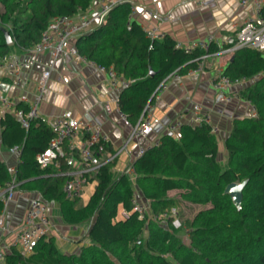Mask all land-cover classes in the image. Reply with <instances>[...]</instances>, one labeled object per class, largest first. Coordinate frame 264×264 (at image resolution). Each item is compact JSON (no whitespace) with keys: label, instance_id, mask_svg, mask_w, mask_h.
<instances>
[{"label":"trees","instance_id":"1","mask_svg":"<svg viewBox=\"0 0 264 264\" xmlns=\"http://www.w3.org/2000/svg\"><path fill=\"white\" fill-rule=\"evenodd\" d=\"M93 1L0 0V57L9 55L13 46L30 49L51 19L86 12ZM130 7L124 2L111 8L93 29L77 37L75 47L80 57L111 67L120 79L130 81L120 92L117 106L134 124L159 82L175 69L185 75L196 68L191 60L203 52L186 53L168 35L149 42L141 26L129 18ZM5 33L11 44L6 43ZM217 49L211 45L208 51ZM223 74L252 80L240 95L256 111L254 118L232 121L224 141V166L217 161L218 144L211 127L183 124L177 135L161 134L159 144L134 161L133 178L123 172L115 175V159L101 166L89 181L95 185L84 205H79L80 198H65L66 177L54 165L40 169L36 164V155L53 137L50 127L35 119L25 130L5 114L0 120L2 143L8 148L21 146L14 167L17 190L56 203L66 225L89 223L85 236L89 244L78 254L67 255L59 251L53 237L41 239L27 257L12 248L4 264H264V54L241 48L232 54ZM105 153L115 152L106 145ZM60 168L66 169L63 164ZM11 178L0 161V189ZM244 180L238 211L223 190ZM171 190L181 191L178 199L167 195ZM137 191L148 201L151 215L179 208L180 202L204 208L178 228L171 219L160 223L147 215L139 220L132 204ZM119 206L126 217L117 218ZM185 234L188 244L181 238Z\"/></svg>","mask_w":264,"mask_h":264},{"label":"crops","instance_id":"2","mask_svg":"<svg viewBox=\"0 0 264 264\" xmlns=\"http://www.w3.org/2000/svg\"><path fill=\"white\" fill-rule=\"evenodd\" d=\"M96 8V0H94L87 11L91 12ZM130 9V19L141 27H158L175 42L187 44L214 35L221 47H226L232 42L239 26L253 13L251 6L245 9L239 8L238 0H135ZM74 44L75 40L69 41L66 50ZM215 52H212L207 59L201 73L189 75L186 73L179 80H168L166 90L153 109V115L160 122L152 136L143 143H148L150 139L164 134L167 125L174 121L180 120L183 124H189L191 104L198 103L209 114L212 124L217 129L214 134L218 144L217 161L220 165H225L224 141L229 135L232 121L250 116L251 106L243 99L225 105L214 102L210 81L214 76L223 73L232 56H219L215 55ZM10 55L30 64V69L22 71L19 80L7 76L5 72H0V95L3 98L16 102L20 96H26L27 106L37 103V110L45 120L68 110L76 119L100 128L108 136V145L114 152L123 146L128 138L129 129L124 126L118 113L117 99L122 88L118 85L111 86L107 76L99 72L92 61L76 60L68 54L54 59L49 53L35 54L29 49L21 50L14 46L11 47ZM46 70L50 71V76L45 88L39 92V76ZM251 81L247 79L241 90ZM105 105L109 106V111L105 110ZM21 106L27 107L26 104ZM5 114L13 117L12 112L1 114L0 103V120ZM2 130L0 125V161L7 167H15L19 162V156L8 153V147L2 143ZM173 134L177 135L178 131ZM130 147L131 144L128 148ZM128 159L129 154L124 150L121 151L112 168L115 175L122 174ZM93 183L95 185V182ZM89 185L92 190L94 185L93 188L92 184ZM180 193L179 190H171L167 195L178 199ZM35 195L36 193L17 190L16 195L7 204L4 226L0 230V243L7 247V252L15 248L13 245L16 232L22 223L29 201ZM136 198L149 207L148 201L138 191ZM87 200H82L79 205H84ZM54 205L58 208L56 203H50L51 210ZM126 216L127 213L119 206L117 218ZM52 223L54 225L52 235L61 253L78 254L81 248L89 244L85 238L89 223L69 226L62 221L64 227ZM181 238L184 243H189L186 234Z\"/></svg>","mask_w":264,"mask_h":264},{"label":"built area","instance_id":"3","mask_svg":"<svg viewBox=\"0 0 264 264\" xmlns=\"http://www.w3.org/2000/svg\"><path fill=\"white\" fill-rule=\"evenodd\" d=\"M135 0H96V9L91 12L78 11L73 16H58L49 21L44 31L41 33L40 39L35 43L29 51L35 54L49 53L52 58L56 59L67 54L76 60L85 59L79 56L75 44L66 50L69 41L77 39L78 36L93 29L101 20V18L114 6L128 2L130 6ZM239 8L245 9L249 6L253 8V13L247 17L237 29L231 45L221 47L220 42L214 35H208L205 38L191 41L187 44L175 42V47L190 53L192 50H200L202 55L194 58L191 62H196L197 66L187 72L189 74H199L203 71L207 59L212 53H209V47L215 45L218 47L215 55L231 56L235 51L241 48H249L264 54V0H238ZM144 37L153 42L161 40L164 33L156 26H142ZM96 65V64H95ZM30 69V64L19 61L12 55L0 57V72H5L7 76L19 80L20 74L24 70ZM96 69L105 74L111 86H120L122 89L130 85V81L120 79L116 72L111 68H105L96 65ZM50 71H43L38 80V90L42 92L49 79ZM181 76L178 69L164 77L156 86L151 99L145 104L138 120L131 124L126 120L124 115L118 109V113L123 120L125 127L129 129L127 140L123 146L114 154H106L105 146L109 143L108 136L98 127L75 118L72 112L64 110L49 120L41 117L37 110V103L27 106V97L22 95L16 102L0 95L1 114L12 112L13 117L19 121L21 127L25 130L29 128V121L41 119L51 129L53 137L48 142L47 148L38 153L35 157L36 164L40 169H45L50 165H54L59 175L66 177L63 185V193L65 198L72 200L80 198L83 187L89 183L101 166L111 163L121 151L129 154L123 173L134 177L133 163L140 158L148 149L159 144V136L146 141L155 131L160 120L153 115L155 104L160 99L162 93L167 88L169 79L179 80ZM247 79L241 77L239 79H231L230 77L220 73L214 76L210 85L214 92V102L216 104H230L235 100H240L241 87ZM38 100V99H37ZM187 100L189 98L187 97ZM249 105L250 103L247 102ZM27 106L25 111L21 106ZM251 106V117H256L255 108ZM105 110L109 111V106L105 105ZM190 125H209L211 132L216 133L217 129L212 124L211 118L202 106L198 103L191 104ZM183 125L182 121L177 120L167 125L165 133H174L179 131ZM131 144V147L129 145ZM21 150L20 145H13L8 148V153L19 156ZM101 155V156H100ZM61 164L66 169L61 171ZM11 174V180L0 189V230L4 226L7 204L17 193L18 184L14 177V167H8ZM133 211L137 214L139 220H144L148 215L154 221L164 223L171 219L174 228L180 227L178 208H171L158 215H151L149 207L138 199L133 198ZM53 223L51 222L50 204L45 202L42 197L36 194L30 201L25 211L22 223L16 232L14 247L18 252L27 257L34 252V248L41 239L48 240L52 237ZM136 244H140L137 240ZM7 247L0 243V264H4V257Z\"/></svg>","mask_w":264,"mask_h":264},{"label":"rangeland","instance_id":"4","mask_svg":"<svg viewBox=\"0 0 264 264\" xmlns=\"http://www.w3.org/2000/svg\"><path fill=\"white\" fill-rule=\"evenodd\" d=\"M175 133V132H174ZM124 170V169H123ZM89 184H92V188L94 183H88L87 185H85L83 187L82 193H81V197L79 199V202H81L82 200H87V198L89 197V195L91 194V190L89 188ZM89 185V186H88ZM201 208L200 207H193L187 203L184 202H180L179 204V210H180V217H179V221L180 223L184 224L185 222H187L188 220H190L193 215L199 211ZM51 222H54L56 224H58V226L64 227L60 216H59V212H58V208L56 205L53 206L52 210H51ZM83 225V224H82ZM53 237V235H52Z\"/></svg>","mask_w":264,"mask_h":264},{"label":"water","instance_id":"5","mask_svg":"<svg viewBox=\"0 0 264 264\" xmlns=\"http://www.w3.org/2000/svg\"><path fill=\"white\" fill-rule=\"evenodd\" d=\"M6 43L11 44V38L7 33H5ZM247 183V180L241 182H233L227 184L223 190V194L230 197L232 204L234 207L239 211L241 209V202H242V193L243 189ZM243 185L242 188H238L239 185Z\"/></svg>","mask_w":264,"mask_h":264},{"label":"clouds","instance_id":"6","mask_svg":"<svg viewBox=\"0 0 264 264\" xmlns=\"http://www.w3.org/2000/svg\"><path fill=\"white\" fill-rule=\"evenodd\" d=\"M242 187H243V185H242V184L238 186V188H242Z\"/></svg>","mask_w":264,"mask_h":264}]
</instances>
